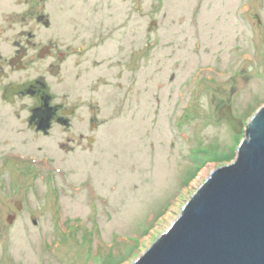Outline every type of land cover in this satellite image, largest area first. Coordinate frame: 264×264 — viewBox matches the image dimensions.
I'll return each instance as SVG.
<instances>
[{
	"label": "rangeland",
	"instance_id": "obj_1",
	"mask_svg": "<svg viewBox=\"0 0 264 264\" xmlns=\"http://www.w3.org/2000/svg\"><path fill=\"white\" fill-rule=\"evenodd\" d=\"M18 16L37 41L86 45L66 69L99 103V145L0 132V264H131L234 161L243 134L219 108L245 125L264 105V0L0 1V22Z\"/></svg>",
	"mask_w": 264,
	"mask_h": 264
},
{
	"label": "water",
	"instance_id": "obj_2",
	"mask_svg": "<svg viewBox=\"0 0 264 264\" xmlns=\"http://www.w3.org/2000/svg\"><path fill=\"white\" fill-rule=\"evenodd\" d=\"M34 87L26 83L17 92ZM218 114L243 134L234 161L213 169L180 215L131 264H264V105L245 125L229 105Z\"/></svg>",
	"mask_w": 264,
	"mask_h": 264
},
{
	"label": "flooded vegetation",
	"instance_id": "obj_3",
	"mask_svg": "<svg viewBox=\"0 0 264 264\" xmlns=\"http://www.w3.org/2000/svg\"><path fill=\"white\" fill-rule=\"evenodd\" d=\"M14 19L0 22V132L15 134L26 128L33 136L52 139L56 135L62 152L94 153L99 145V103L69 90L71 74L66 69L70 58L75 57L73 67L82 58L86 45L78 49L59 46L51 33L46 40L37 41L34 31L20 30L19 16ZM42 25L48 30L52 27L49 19L42 20ZM124 65L130 70L132 59ZM61 77L62 93L57 90ZM26 83L35 87L26 94L17 92Z\"/></svg>",
	"mask_w": 264,
	"mask_h": 264
},
{
	"label": "trees",
	"instance_id": "obj_4",
	"mask_svg": "<svg viewBox=\"0 0 264 264\" xmlns=\"http://www.w3.org/2000/svg\"><path fill=\"white\" fill-rule=\"evenodd\" d=\"M203 155L207 154V151L206 150H202V153Z\"/></svg>",
	"mask_w": 264,
	"mask_h": 264
}]
</instances>
